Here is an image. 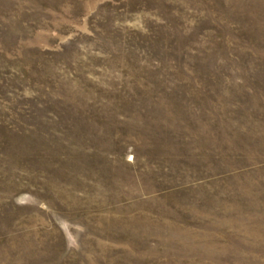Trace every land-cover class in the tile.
Here are the masks:
<instances>
[{"label":"rangeland","instance_id":"1","mask_svg":"<svg viewBox=\"0 0 264 264\" xmlns=\"http://www.w3.org/2000/svg\"><path fill=\"white\" fill-rule=\"evenodd\" d=\"M0 264H264V0H0Z\"/></svg>","mask_w":264,"mask_h":264}]
</instances>
